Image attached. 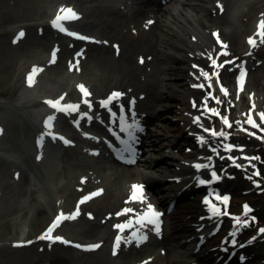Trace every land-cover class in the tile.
I'll return each mask as SVG.
<instances>
[{
    "label": "rangeland",
    "instance_id": "obj_1",
    "mask_svg": "<svg viewBox=\"0 0 264 264\" xmlns=\"http://www.w3.org/2000/svg\"><path fill=\"white\" fill-rule=\"evenodd\" d=\"M72 1L75 4L78 5V7L86 14V17L84 18L83 22L79 24L83 30L95 34L97 37L102 38H108L109 40H113L112 38H115L116 35L118 37V31L122 29V27H127L126 30H129L130 27L136 28V23H141L144 19H148L153 16L154 13L153 10L155 7L146 6L143 7L140 5V2L137 0H67ZM215 0H200L198 2H192V4H197L199 2H202V8L203 9H209L214 10V3ZM220 1V0H219ZM228 1V0H225ZM213 4H212V3ZM227 3V4H226ZM124 4L125 9L122 10L121 6ZM229 3L225 2L226 11L221 16V20H218L216 23H208L206 22L207 31H204L200 27L201 20L199 18H193L192 15H194L193 7H189L186 5H183V0H166L161 6L162 10H166L165 14V26L167 25V30L174 35L172 37L173 40H175V36L177 35L179 37V41L181 43L188 44L189 47L194 51V54L196 57H199L200 62L213 64V59L210 57V55L213 53V48L220 49L214 42V39L212 38L211 34L213 32H218V30H222V35L224 36V40L226 39L231 46H233V49L237 53H242L248 48V44H246L247 37H255L257 35V29L258 25H256V18L260 15V9L261 6H255L251 9L245 8L244 11L240 13L239 20L236 21V16L234 15L230 17L229 12ZM154 8V9H153ZM171 10V15L167 14V11L169 12ZM94 12V14H93ZM125 12L127 15H125ZM50 13V9L45 7L44 0H0V64H3L4 57H7L9 54L10 61L8 62V71L7 74L4 76L3 71L0 69V101L6 100L7 98L10 100L19 99V91L22 89V77L19 71V68L24 61L25 56L33 55L35 53L34 51H42L48 49L47 47L40 48L36 47V44L34 43L36 41L37 35V27H30L28 30V37L27 39L20 44L14 45L12 41V37L14 32L18 29L20 25L25 24H35V23H42L47 24V19ZM180 14L187 16V19L190 20L191 25L188 23V20L186 22L184 20H179L178 16ZM89 16L91 18H89ZM173 16L175 17V20L173 19ZM128 17L134 18V21L132 19L127 20ZM248 17V18H246ZM181 21L183 25H178L176 22ZM144 22V21H143ZM245 22V23H244ZM45 30V36L46 39H48V36L52 34L49 31V28H44ZM118 33V34H117ZM128 35V31H123L122 37H118L120 40L125 38ZM193 39L191 40V37ZM169 41L166 45H162L160 50L164 54V57L171 63L170 58L171 57H179V50L175 49V46L172 45L175 41ZM46 45V42L42 43V45ZM40 45V46H42ZM43 45V46H44ZM92 50L90 51V54L87 56V61L90 59L92 60V63L94 66H96L98 71L94 74L92 73V76L94 77L93 82L90 84L91 86V93L94 97L93 99H101V96H104L108 93L107 90L103 89V93L99 94L102 87L104 88L111 79L114 78V73L112 68L116 66L117 71L116 74L118 75L119 81H121L122 76L121 73L125 71L127 68L129 71L135 70L133 72L134 79H127L126 82L129 85H125L126 89H129V92L132 94L128 95L129 99H139V106L141 109L140 113H148V116H153L155 113L160 109L159 106L156 107V103L154 102L155 93L158 92L157 87L160 85L161 82H175L181 84L177 89H175L174 92L177 96L176 99L168 100V103L170 105V110L168 113H165L166 120L161 121H155L154 127L152 125L147 126L148 130L152 135H158L161 137V142L166 145V149H160L161 147L153 146V144L146 142L147 146L142 148V151H144L145 158L153 159V160H160V158H166L164 161L166 162V165H161V163H156L155 167L140 171V173H137V176L139 178H143L147 180L146 178H151L152 182L158 183L161 185V187L167 189L170 185V179L176 177L175 175H178L180 172L177 171L176 168L180 167L182 163V156L183 152H192V146L195 145L196 142V135H198V132H195L196 126L193 127V129H187L180 127L181 123L184 122V119L187 117V113L189 108L197 109L196 107H193V103L189 104L190 102L184 101L181 102L179 100V96L182 95L183 91L182 88L187 87V82L183 80V77H180L179 79L173 80V76L169 77L166 74L161 75L160 68L157 67V63H149L146 62L145 65L135 64L134 61L128 62L127 66L133 65L132 68H128L125 64L126 62L123 61L121 56H115L113 51H104L100 53L99 50L95 47H90ZM232 49V51H233ZM233 51V52H234ZM68 55L67 53H63V56ZM101 55H104V57H101ZM226 59H232L237 58L235 57V54H229ZM23 59V61H22ZM107 62L106 68H100L98 66V62L100 61ZM246 61V60H245ZM65 60H63L58 67H61L62 69L65 68ZM85 63V64H86ZM260 63H264V43L263 46L259 49L258 53H256V59L253 58V63L250 65L252 66V69L250 70V80L248 84L251 83V78L258 77V83H256L252 88H248L244 91L235 92L234 90H231L232 87L234 88L235 83L229 85L230 88V101L232 100L234 103V109L232 110L231 119H233L235 122H243V119L245 118V112H243V106H245L246 101L248 100V90H253L254 95H252L254 98H256L254 106H257L258 104L261 105L264 102V90L261 89V85L264 87V69L261 68ZM260 64V65H259ZM90 66L89 64H86V66ZM178 66L183 67L184 73L181 76H186V71L189 68V65L187 63H180ZM54 68V67H52ZM258 70L256 71V69ZM51 69V68H50ZM45 69V70H50ZM240 68L236 69V73H238V70ZM44 71L42 75L39 77L38 83L41 87H44L46 85H53L55 86L58 84V86H67V80L59 81V79H56L55 72H48ZM61 71V70H60ZM54 74V75H53ZM212 78L215 77L214 73H208ZM4 77V78H3ZM96 77V78H95ZM171 78V80H170ZM8 79V80H7ZM11 80V81H10ZM17 82L15 83V81ZM12 81L14 84H12ZM183 81V82H182ZM10 82V83H9ZM114 85V84H113ZM154 85V88H152ZM56 87V86H55ZM203 88V87H202ZM199 87V89H202ZM110 89V88H109ZM228 89V88H227ZM74 90V88H72ZM2 91V92H1ZM4 91V92H3ZM198 90H190V92L195 93ZM229 91V89H228ZM203 96L206 97L209 93L212 92L213 94H220V87L214 88L212 91L205 90L202 91ZM201 96V95H200ZM240 98L244 100V103L240 101ZM7 101V100H6ZM250 101V100H249ZM252 101H250L251 103ZM245 105H243V104ZM196 104V102H195ZM0 125L5 126L9 125L10 128L14 131L18 130V123H23L21 127L22 135L24 137H29L32 135V132L35 131L31 125L27 122L25 116L23 115V109H18L16 106L12 105H0ZM250 107V104L245 107L246 110ZM261 107L258 106L255 110L253 109V106H251L252 111H254V114H256L259 117V113L264 112V110L260 109ZM205 109V108H204ZM25 110V109H23ZM26 111V110H25ZM261 111V112H260ZM220 126H222V120L217 121ZM186 123V122H184ZM223 127V126H222ZM182 128V129H181ZM225 128V127H224ZM70 133L74 134L71 129ZM224 132L229 133L227 138L220 137L217 139H213L211 141H208L205 146L202 148V152H200V155L207 154L211 157V163L216 164L215 162H222L229 164L230 162L233 163L235 166L237 164L242 165V167H237L238 169L243 168L242 170L244 172H238L231 174L232 179L230 183L233 185L237 184V182L241 180H246L247 178H252L253 169L252 167L253 160L245 159V157H251V150L250 147H247L246 150H241L239 147L232 149L231 151H227L224 148V145L227 143H232L234 145H237L236 143L231 141V136L238 135L237 128L230 127L226 128ZM250 133H253L251 130H248L246 133L247 137L251 139L252 143H255L258 146H264V140L260 139L259 137L264 136L262 133H257L256 135H250ZM186 140H184V137ZM175 137L178 139V141H175ZM241 137H236L237 142H243L241 140ZM150 140V139H148ZM153 140V139H151ZM184 140V141H183ZM152 142V141H151ZM20 142L16 141L14 143V148H20ZM153 143V142H152ZM180 143L179 146L176 144ZM82 145V144H81ZM238 146V145H237ZM254 147V146H253ZM182 148V149H180ZM212 148H218L216 152L212 151ZM252 148V147H251ZM180 149V150H179ZM58 150L52 149V148H43L41 150L43 159H35V156L33 154H25L24 157H22L21 162L23 163V170L21 173V179L18 182L13 183L10 179L12 178V172L9 173L6 177L4 176L2 165L7 163V159H1L0 161V236L4 233V228L7 224L12 223L13 218H17L19 215L20 217H26L27 214H32L39 205V203H42L43 200H48L49 206L50 204L53 205V209H48L47 213L50 216L51 212H53L56 208L59 201H61L56 195H59L61 199L64 201L63 206L68 210H73L75 207V204L78 202L79 193H81V190L85 186H93L94 182L96 184L95 175H93L92 181L89 184V182H81L80 174L87 173L88 171L93 172L98 171L101 172L99 169L94 168L93 166H90L86 160V153L82 151V154L79 153V151L75 152L73 150H67V152H57ZM24 154V150H22ZM160 153V154H159ZM258 155L260 157V165H264V148L263 150H258ZM159 156V157H158ZM170 157V158H169ZM175 157V158H174ZM231 157V158H230ZM234 158V159H233ZM109 157H105L104 160L100 161V165L105 166L110 163ZM226 160V161H225ZM235 160V162H234ZM187 164H190V161H186ZM261 165V166H262ZM261 166H258L260 168ZM144 168V167H143ZM101 169V168H100ZM262 169V168H261ZM261 169H258L260 172ZM257 170V169H256ZM138 172V171H137ZM246 173V174H245ZM30 174L33 177V181L28 186V189L26 190L23 186L25 183V180L27 178H30ZM50 174H53L52 183H50V186L46 191L43 189L42 197H35V195H32L36 191L39 192L40 189H38V186H40L39 182H43L42 178L49 176ZM207 174V173H206ZM90 175V176H91ZM144 175V176H143ZM264 175V172H263ZM146 177V178H145ZM7 178V179H5ZM169 180V181H168ZM11 181V183H10ZM168 181V182H167ZM148 182V180H147ZM251 185L253 184V180H250ZM249 184V183H248ZM38 185V186H37ZM111 187H109V191L112 192L114 195L119 196L120 201L116 200L117 202L115 204L116 207L112 209H108L102 211L97 219L93 222H90L89 219L82 216L81 220L68 222L66 225L64 232H71V234L74 237H71L72 239H75L77 241H80L82 243H94L95 241H99V239H104L106 241L114 240L116 239L115 231L113 230V225L117 223V221H122L120 218L122 214L115 215L114 213L111 215L110 219H107L105 215L107 213H112L118 208L121 204V200L124 201L126 190L124 192L123 185H121L118 180L109 181V184ZM80 186V187H78ZM256 188V187H255ZM88 190V188H86ZM164 198L171 200L169 192L167 193L162 192ZM255 194H252V196ZM264 195V192L261 196ZM15 196V197H14ZM51 196H53V200L51 202ZM64 196V197H62ZM257 196V195H256ZM194 197V195L192 196ZM20 198V200H19ZM154 195L151 193H146L145 198L143 199L142 203L145 204H151L156 212H159L160 215L162 214L161 209L159 206L156 205ZM61 201V202H63ZM172 201V200H171ZM34 202H36L35 205ZM111 203L115 202V199L110 200ZM23 203V206H30L31 208L29 210H26L25 208H20L21 204ZM141 203V202H140ZM103 204V203H102ZM182 203H176V208H182ZM106 206V205H104ZM126 208L130 207V203L125 204ZM174 207V209H175ZM31 210V211H30ZM104 212V213H103ZM103 213V214H102ZM105 214V215H104ZM159 215V216H160ZM161 219L159 222V229L164 232L165 234H168L169 231V221L161 215ZM188 221L186 219L181 220L182 224H185L186 228L192 227L190 224L187 223ZM27 229L29 232L32 231V220L28 218L26 220ZM251 228V227H250ZM249 228V229H250ZM248 229V230H249ZM11 229L6 230L7 233L10 232ZM31 234V233H30ZM147 236V239L143 242H139L137 238H134L132 242L135 245L136 253L134 254L133 248L128 251V256L120 257L119 259H114L111 256V251L109 250H103L101 253L97 254L90 253V254H82V253H75L71 249L61 246H54L52 248V251L50 248H42L44 249L43 253H40L38 247H33L26 250H19L15 248L14 246H10V242L1 243L0 242V264H49L48 256L49 254H57L58 257L67 258L66 264H130L133 263V261H140L143 259H148L147 257H150L149 255L155 254V255H161V258L163 260V264H174V262L168 258L173 256H180L179 258H176L180 264H191L193 263V260L195 258L193 257L192 251L193 247L195 246V243L197 244V241H192L187 239H180V245L175 246L173 244L167 246L165 244H160V240L156 239L155 236H152L150 234H143ZM102 240V241H104ZM195 242V243H194ZM2 244V245H1ZM263 247L260 246L259 248L255 249L254 251L247 250L244 252V257H252V260L248 262H255L262 261L263 260ZM148 251V252H147ZM164 252L165 254L162 255ZM51 252V253H50ZM130 252V254H129ZM196 252V251H194ZM71 253L75 255V258L71 256ZM246 253V254H245ZM126 254V253H125ZM136 257L135 260L129 261L132 258ZM174 254V255H173ZM256 254L259 256V258H256ZM92 255H96L95 258H92ZM192 255V256H191ZM83 257V258H82ZM44 261V262H39ZM59 262V261H58ZM61 264V263H57Z\"/></svg>",
    "mask_w": 264,
    "mask_h": 264
},
{
    "label": "bare ground",
    "instance_id": "obj_2",
    "mask_svg": "<svg viewBox=\"0 0 264 264\" xmlns=\"http://www.w3.org/2000/svg\"><path fill=\"white\" fill-rule=\"evenodd\" d=\"M140 3L142 5H147L146 4V0H139ZM150 0H147V2ZM200 0H183V5L189 6V7H193V11H194V15H192L193 18H199V20H201L200 23V27L202 30L207 31V26H206V22L208 23H216L218 20H221L220 17V10L221 8H217L215 11L214 10H209V9H203L202 2H199L197 4H192V2H198ZM259 0H228V1H223V3L228 2L229 3V12H230V17H232L234 15V17L236 16L237 18H239V14L241 12V10L243 9V7L246 4H252L253 2H258ZM260 1H264V0H260ZM213 2V1H212ZM211 2V3H212ZM45 3V7L49 8V9H53L52 12L54 15H58V10L61 9L63 6H66L64 4H69L67 3V0H44ZM213 3H217V1H214ZM212 3V4H213ZM74 4V3H71ZM218 4H220L218 2ZM227 4V3H226ZM77 5V4H74ZM70 6V5H69ZM71 7V6H70ZM158 8V5H157ZM94 14V12H93ZM165 14H166V10H162V9H157V12H155V19H153L149 24H147L144 28L139 29V30H134L133 32H128V35L123 38L121 40V50H119V55L121 56V58L123 59L124 62H126V66L128 65V62H132L134 61L135 64H143L146 62L149 63H157V67L160 68V72L161 75H167L169 77H174L173 80L179 79L180 77H183V80L185 81L186 77H190V79L192 80L190 83L187 84V87L182 88L183 92L181 96H179V100L181 102L187 101L188 99H193L196 100L199 103V106H201L202 102H205V98L204 97H198L200 96L199 94H201V92H195L192 93L190 92V88L192 85H196L198 84V82L200 81L201 83L199 84H210L212 87H214V85H219V84H223L224 81L231 83L232 79L235 78V73H236V68L238 66L235 67H231L230 71H228L226 69V67H223L221 69V73L219 75V77H217V79H209L208 76H205L202 74V71L204 73H212L214 70L213 67H210L209 63H202L200 62L199 58H197L194 55H191L192 53H194V51L189 47L188 44H183L179 41V37L176 35L175 36V40L172 39V37H174V35H172V33H170V31L167 30V25L165 26L164 24L165 22ZM167 14L171 15V10H169V12L167 11ZM179 20H184L186 22L187 16L180 14V16H178ZM173 19L175 20V17L173 16ZM178 25H183V23L181 21H177L176 22ZM188 23L191 25L190 20H188ZM41 26V25H38ZM122 33L123 31H121L118 34V37H122ZM84 35V34H83ZM49 37L51 38V35H49ZM92 37V36H91ZM117 37L116 42L119 43V38ZM256 40V48L255 51L254 50H250L247 52V54H250L251 56H255V52H257L258 50V46H259V41H261V37L259 38L258 36L254 37ZM37 42H36V47L38 44V41L40 40L39 37L36 38ZM56 39H53V41H55ZM175 41L172 43L173 46H175V49H178L179 52V57H171V63L173 65L170 64V62L164 57V54L162 53V51L160 50V48L162 47V45H166L169 41ZM261 45V43H260ZM106 46V47H104ZM104 46H97L95 48H97V50L100 51V53L104 52V51H112V49L110 48L112 45H104ZM251 51V52H250ZM62 53V52H61ZM61 53H60V57H61ZM63 53H68L67 51H64ZM236 55L238 54L237 52H233ZM11 55V54H9ZM4 57V62L3 64H0V69L3 71V75L5 76L7 74V69H8V62L10 61V56ZM221 55H223L222 57L226 56L227 54H223V51H216L215 53V58L218 59V57H221ZM101 57H104V55H101ZM221 57V58H222ZM24 60L27 61L26 64L22 63V67L20 71V74L23 75V79L27 81V84L23 85L24 87L21 89L20 92V98L19 99H15L10 101V103L8 102V104L11 105H19L22 104L28 97H34L35 101L33 103L34 106H32L31 104L27 102H24L25 104L32 106V112L33 114L30 115V117L32 118L33 121H29L31 123H33V125L43 128L45 130H50L53 131L55 128H59L61 129V126H58L57 124V119L55 118L53 121V127L51 129L46 127V121L48 120L49 116H53L50 114V112L48 110H43V107L45 105L44 102H42L44 105H40V101L39 99L41 98H45L46 100H50L51 98H54V100L59 99L60 97H62L66 92H62V91H68L70 85H77V92H81L79 85L83 84L87 89L90 86V84L93 82L94 77L92 76V73L94 71H98L97 67L94 66V64L92 63V60H88L86 64H89L91 66H86V64H84V62L82 63L81 67L83 68L82 70H78L77 68H71L66 67L64 69H62L61 67H50L48 69L50 70H46V74H48V72H55V77L56 79H59V81H62L63 76L65 75V73L67 74L69 71L71 74L66 75L67 77V86H65L63 88V86H58V84H56L55 86H48L49 89H47L46 87L39 89L40 85L36 82V80L33 78V83L29 84L28 81V76L30 73H32V69L30 68L31 65H37L38 68L43 65L44 63H41L43 61H50L52 60V53L51 52H41L40 54H35V55H30V56H25L23 58ZM22 59V61H23ZM242 59V58H240ZM240 59L237 61L236 64H238V62L240 61ZM180 63H187V65H189L190 73H188V75L186 76H181L183 75L182 73H184V68L178 66V64ZM240 63V62H239ZM30 64V65H29ZM248 62H246L245 64H243V69L246 70H251L252 66L251 65H247ZM261 68L264 69V63H261ZM29 65V66H28ZM194 65H196V67H194ZM44 66V65H43ZM98 66L100 68H106L107 67V62H104L103 60L98 62ZM132 64L127 66L128 68H132ZM61 70V71H60ZM113 73H114V78L110 80V82L99 92V94H102L104 91L103 89L107 90L109 93L108 95H111L114 92H120L122 93V95H126L127 94V89L125 88V85H129L126 80L129 78L131 80L134 79V74L133 72H135V70L133 71H129L127 68L125 69L124 72L121 73L122 79L121 81H119V77L116 74L117 68L116 66L112 68ZM258 70V68L256 69V71ZM218 71V69L216 70ZM198 74H197V73ZM181 73V75H180ZM187 73V71H186ZM202 75H199V74ZM54 75V74H53ZM200 80L197 79V81L192 78V77H200ZM4 78V77H3ZM96 78V77H95ZM264 78V77H263ZM8 80V79H7ZM171 80V78H170ZM247 80L249 82L250 80V72L247 73L245 75V77L243 78V83H244V89H248V88H252L256 83H258V77H253L251 78V83L248 84ZM11 81V80H10ZM17 82V80L15 81V83ZM183 82V81H182ZM10 83V82H9ZM247 83V86H246ZM12 84H14V82L12 81ZM114 84V85H113ZM254 84V85H253ZM42 86V85H41ZM154 88V85H152ZM179 86H181V84H177L175 82H161L160 85L157 87L158 92H156L155 97H154V102L156 103V107L159 106L160 109L155 113V115L151 116V118H148L146 120V123H152V121H160V119H162L161 121H165L166 115L165 113H168V111L170 110V105L168 103V100H172V99H176L177 100V96H175V93L178 92H174L175 89H177ZM110 88V89H109ZM261 89L264 90V87L261 85ZM237 90V89H235ZM89 91V90H88ZM2 92V91H1ZM4 92V91H3ZM190 96V97H189ZM75 97V96H74ZM221 102L217 103L215 102L213 99L208 100L207 99V104L210 105L212 108L213 106L216 107V109L220 110L221 112L224 113V115L230 120V113H231V109L232 108V104L230 102H228L226 99L220 97V96H216ZM85 98L83 96L82 93V98H73V100L71 98H69L68 96H65V99L62 100V102H72V104H75V102H79V101H83ZM89 96L86 98L88 99ZM37 100V101H36ZM217 100V99H216ZM227 101V102H226ZM242 102H244V100H242ZM2 104V103H1ZM261 108H264V102L261 105ZM196 115L200 116V123L203 124L205 127H207L206 125L209 123L208 119L205 118L204 116L202 117L200 112H196V111H189L187 117L184 119V122L181 123L180 127L182 128H190L191 125L194 123L195 121V117ZM250 114L247 113L246 114V119L248 118ZM252 115V114H251ZM253 117V115H252ZM23 124V123H21ZM198 124V123H196ZM261 124L262 127H264V123H259ZM200 125V124H198ZM232 126H235L236 128H239L241 130L244 131V129H248L247 127H252L251 125L247 124L246 127L243 125H239L236 124L235 122H233ZM181 128V129H182ZM213 128L216 130H222L221 127H219L217 124L216 126ZM259 129V128H257ZM9 130V128H8ZM62 131L65 129H61ZM260 130V129H259ZM261 131V130H260ZM262 132V131H261ZM264 132V131H263ZM149 134V133H148ZM246 135V134H244ZM237 136L240 137H245L243 136V134H238ZM28 137V136H27ZM153 140V146H157V147H161L159 148L158 151H160V149H166V145L163 144L161 141V137H159L158 135H154L152 136ZM184 137V136H183ZM184 140H186V138L184 137ZM183 140V141H184ZM175 141H178V139L175 137ZM234 142H236V139H233ZM246 141H248L246 139ZM23 142L25 143V145H29L30 141L28 138L25 137V139L23 140ZM5 143L4 139H0V146ZM177 146L180 145V143L176 144ZM253 145V144H252ZM255 146V145H254ZM255 148V147H254ZM259 149H252L253 151V155H256V152H258V150H261L262 147H258ZM194 150H198V140L196 141L195 146H193ZM63 151H65V149H62ZM105 156H107L108 150L105 149ZM10 153V152H9ZM11 156H13L14 158H21L22 157V151L21 148H15V150L13 152L10 153ZM160 154V153H159ZM186 157V153L184 152L183 154ZM159 157V156H158ZM96 160L100 159V157ZM197 160H193L192 162H196ZM160 162L162 164H166V162H164V160H162V158H160V160H151V161H147L145 164L148 165V167L152 168L155 167V163ZM235 167V166H234ZM232 167V165L230 166H226V164H218L217 168L218 170L221 172V174L223 176H227V172L229 170H235V168ZM262 167V171L264 172V166ZM6 172H15L16 169H14V166L12 164H5L2 167ZM110 170V169H109ZM108 173V172H106ZM8 175V174H7ZM7 175H4L5 177ZM102 178L99 180V183L97 182V184L93 185V186H89V189H93L92 193H96L99 190L102 189V192H100V195H98L97 200H92L87 202L86 205H88L87 207L88 210H86L88 213H83V215H89L88 217H96L98 216L102 211L105 212V210L108 209H112L115 208L117 204H115L119 199V196L116 197V195H114L112 192L109 191V187H111L109 184V179L105 176V174L102 173ZM108 176V175H107ZM132 174L129 170H125L124 171V175L122 176L121 180L119 181V183L121 185H126L129 183V181L132 179ZM256 178H258L261 182L260 188L259 190L261 191V193L263 194L264 192V175L263 173L260 174V176H255ZM146 178V177H145ZM7 179V178H5ZM33 177L30 176V178L28 177L27 180H25L24 183V187L26 190H30L28 189V186L30 185V183L33 181L32 180ZM52 179H53V174H50L49 176L43 177L42 178V183L39 182L40 186L38 185V189H40L39 192H35L32 195H35V197H42V192L43 189L46 191V189L49 188L50 183H52ZM148 180V182L150 183V186H152L153 188L156 189H160V185H157V183L152 182L151 178H146ZM8 180V179H7ZM12 180V178L10 179ZM128 181V182H127ZM127 182V183H126ZM195 182L196 179L192 178V179H187L184 180L181 183H177L176 181H174V183H170V187H172L171 192L174 194L175 192V196L177 192H180V196L177 199H181V202L179 201V203H182L181 207L182 208H176L175 209H171L169 210V212H167V206L170 203V200L165 199V198H159L158 202L159 205L164 207V213H165V218L169 221V231L168 234L165 233H157L156 231H151L154 235H158L160 238V244H165L167 246L173 244L175 246H178L180 244V239H186L191 237L192 235H198V234H205L206 237H204L203 239V248L200 249V252L197 254L193 253V257L197 260H199L200 264H225V261H230L231 264L235 263L238 264L239 261L241 260V254H242V250L240 249L241 246H243L244 248H248V249H253L256 247H260L262 246L264 249V233H260L259 232V228L260 227H264V195L261 196L260 194H257L255 192V189H252V187L248 184V180H241L239 182H237V184L233 185L232 183H228L226 182L225 185L223 186L225 189L231 191V195H232V201H231V209L229 211V215L227 217H223V216H218V217H212L209 216L208 213H206L203 210V207L200 204V199L199 197L197 198V196L192 197L191 195L195 192H197L198 190L195 187ZM258 182V181H256ZM126 183V184H125ZM162 190V188H161ZM252 194H256L253 195ZM15 197V196H14ZM64 197V196H62ZM111 199H115V202L111 203L110 200ZM20 200V198H19ZM53 200V196H51V202ZM117 200V201H116ZM103 203V204H102ZM36 202H34L33 205H35ZM243 204H251L252 207V213L249 216L243 217L242 215V205ZM86 205L80 206L78 207L79 210H84ZM106 205V206H104ZM49 203L48 200H43L42 203H39V205L37 206V208H35L34 212L32 214H27L28 218H30L32 220V231L31 234L27 235V239L29 241L32 240H37L40 244L43 243V239H40L41 236L44 235V226L47 223V218H48V213L47 210L53 209V205L50 204V207L48 208ZM20 208L22 209H26L29 210L31 207L30 206H23V203L21 204ZM62 207H59L58 209H60ZM121 206L120 209L121 210ZM61 211H58L55 215L56 216H60L61 213H63L64 215H66L67 217H71L72 215L70 213L69 210L67 209H60ZM118 210V211H119ZM31 211V210H30ZM117 211V212H118ZM56 212V211H55ZM55 212H53V214H55ZM103 212V213H104ZM145 212V211H143ZM167 212V213H166ZM102 213V214H103ZM105 215V214H104ZM27 216L25 217H20L19 215L17 216V218H13L12 219V223L7 224L4 228V233L2 236H0V242L1 243H6V242H11L13 243L14 241H19V240H23L24 237L26 236V220H27ZM251 216H255L257 218L255 225H253L252 229L247 232L244 230V228H242L241 225H239L238 227L234 225L235 221H237V218H239V221L242 220H247L248 218H250ZM200 217H204V220L201 222L199 220ZM70 219V218H68ZM186 219L188 222V224H190L191 226H193V228H186L185 224L181 223V220ZM145 224V223H143ZM150 224H146L143 226H147ZM63 226V225H62ZM10 230V232L7 233L6 230ZM60 229H58L56 232L59 233ZM62 232V230H61ZM64 233V232H63ZM60 234V233H59ZM67 234V233H66ZM72 235V234H67ZM200 241V240H198ZM232 241H236L235 246H233ZM252 247V248H251ZM31 248V247H30ZM40 248V247H39ZM107 248V246H102V249ZM102 250H100L98 253H100ZM224 251H229L228 254L226 253V255H224ZM148 252V251H147ZM98 253L97 256H98ZM136 253V252H135ZM134 253V254H135ZM231 253H235V256L233 258L230 257ZM130 254V253H129ZM174 255V254H173ZM71 256H73L75 258V255L71 253ZM126 255H124L125 257ZM128 256V255H127ZM192 256V255H191ZM96 255H92V258H95ZM120 257H122V255L120 254L118 256L117 259H119ZM180 256L176 257L173 256L168 259L172 260L174 262V264H180L179 261L176 258H179ZM83 258V257H82ZM116 259V260H117ZM136 257L133 258V254H132V258L129 261H133L135 260ZM48 261L49 264H57V263H61V264H66V260L67 258H62V257H56L53 254H49L48 256ZM59 261V262H58ZM39 262H44V261H39ZM246 261H242V264H245ZM136 264H138L136 262ZM148 264H163V260L161 258V255H158L156 258H154L151 262H149ZM241 264V263H239Z\"/></svg>",
    "mask_w": 264,
    "mask_h": 264
},
{
    "label": "snow or ice",
    "instance_id": "obj_3",
    "mask_svg": "<svg viewBox=\"0 0 264 264\" xmlns=\"http://www.w3.org/2000/svg\"><path fill=\"white\" fill-rule=\"evenodd\" d=\"M221 10H222V6H221ZM79 16H78V13L75 12V10L71 7H67V8H64L62 7L60 9V13L56 16V18L53 20V26L60 29L61 31H68L66 28L62 27V23L63 22H66V21H71V20H74V19H78ZM70 35H77L76 33H69ZM215 35H217V38L219 39V34L216 33ZM258 35L261 37L262 40H264V19H262L259 23V33ZM20 36H23V33L21 32L20 33ZM83 39H89L88 37H81ZM222 43V42H221ZM249 43L252 44L253 46H255L256 44V40L255 38H250L249 39ZM224 47L226 48L227 45H224ZM55 58V52H53V59ZM213 63H215V61H213ZM194 67H196V65H194ZM42 69H39V68H36L34 67L33 68V71L32 73L29 74L28 76V81H29V84H32L33 83V77L38 74L39 71H41ZM202 74L205 75V76H208V73H204L202 71ZM244 78V71L241 70V73H240V80L242 81ZM210 79V77H209ZM194 87H204V85L202 84H198V85H193ZM79 88L81 90V92L83 93L84 97H85V100L84 102L89 104V106L91 107V104H90V101H88L86 98L91 95V93L88 91V89L83 85H79ZM222 91H224V93L227 95V89H223L222 88ZM212 93H209V96H211ZM122 96V93L120 92H114L112 93V97H110L108 100H104L102 101V104L107 106L109 104H111V101L112 99L114 98H117V97H120ZM214 99H217V103H220L221 101L218 99V98H215L213 97ZM64 99V97H60L59 99H56V100H47L46 103L49 104L52 108L54 109H57L59 111H72V110H77L79 105L77 104H68L66 106H62L61 104V101ZM133 104H134V101H133ZM193 107H196V104L195 102H193ZM203 107H205L207 109L208 112L216 115V116H219L220 119L223 121V123L225 125H227L229 128L232 127L229 119L226 117V116H223L221 115V113L218 111V109L216 108H208L207 107V98H205V104L203 105ZM121 109H123V106H121ZM113 115H115V113H113ZM259 117H260V120L261 121H264V112H261L259 113ZM55 117L54 116H49L48 117V120L46 121V127L51 129L53 127V121H54ZM195 123H198L200 124L201 128L203 129L204 132L206 133H211V136L212 137H224V138H227L229 133H226L224 132L223 130H215L214 128H209V127H205L203 124L200 123V116H196L195 117ZM246 123H248L249 125H251L253 128H259L261 131H264V127L261 126V124L257 123V121L255 119H253V117L251 115L248 116L247 118V121ZM119 127H120V132L121 133H126L129 137V140L128 141H122V143L124 144V151L125 152H130V153H135V149L132 147V143L131 141L135 139V135H134V130H139V131H142L143 129L140 127L139 125V122L135 120V115L133 114L132 116V122L129 123L128 120L125 119V117L123 115L120 116V119H119ZM47 135H51L53 139H56L57 138V134L54 133V132H51L49 131L47 133ZM87 135V134H86ZM250 135H256V133H250ZM260 139L264 140V136L262 137H259ZM59 139L61 140H64V138L62 136L59 137ZM199 140L201 143L204 142L205 138L204 136H200L199 137ZM64 143H71V141H68V140H64ZM239 147L241 150H242V147L243 146H237V145H234L232 143H227L224 145V148L225 150L227 151H231L232 149L234 148H237ZM212 151L213 152H216V148H212ZM231 158V157H230ZM209 160H211V157L208 158ZM234 159V158H233ZM245 159H249V160H252V159H259V157H245ZM235 162V160H234ZM197 169H201V168H204V167H210V165H204V164H200V163H197L194 165ZM237 167H242V165H239L237 164L236 165ZM254 167V165H253ZM257 175H259V172L256 173ZM212 177L213 179H218L217 177V174L215 173V171L212 172ZM201 184H205L207 183V181L205 180H201L200 181ZM133 188V191H132V197L131 199L133 201H139V202H143V189H144V186L143 185H140V184H136V185H133L132 186ZM100 192H102V189L99 190L98 192L96 193H93L91 195H99ZM91 196L89 197H85L84 200H87V199H90ZM216 199L218 200H223V201H227L228 200V196L227 195H224V196H219L217 195ZM84 200L81 201V203L84 202ZM205 203H209L208 199L206 198L205 200ZM211 210L213 212V214H216L219 209L215 206V205H211ZM244 210H245V214H247L250 209H249V206L247 204L244 205ZM124 213H130V212H133L134 209H131V208H125L124 210ZM77 214H79V208H77ZM117 215H120V213H118ZM160 213L159 212H156L153 208V206L149 203L147 205V213L146 215H142V218H141V223H151L155 226V230L157 233H159V221H158V217H159ZM66 218H71V219H74L75 216H71V217H65V215L63 213H61V215L57 218L56 222L52 224V226L47 230V232L40 237V239H48V240H52L53 242H55L56 240H59L61 241L62 243L64 244H69L70 241L68 240H65L63 237H60V236H55L53 237L52 236V233L53 231L59 226V224L61 223L62 220L66 219ZM252 219L254 220L255 217H252ZM238 222L239 221V218H237ZM248 221L245 220L243 221V223H247ZM116 228L120 229L121 232H123L126 228V225L125 224H117L115 225ZM259 232L260 233H264V227H260L259 228ZM134 235L137 237L138 241L139 242H143L144 240L147 239V236L146 235H140V234H136L134 233ZM121 237L118 236L117 239H116V242H115V247L116 249H119L120 245H121ZM124 242L126 243H131V239L128 238V239H125ZM28 243H31V241H29ZM233 244L236 243V241H232ZM76 247H82L81 245L77 244L75 245ZM89 248L91 249H95V248H98L100 247L99 244H93V245H89L88 246ZM145 264H147V262H145Z\"/></svg>",
    "mask_w": 264,
    "mask_h": 264
}]
</instances>
